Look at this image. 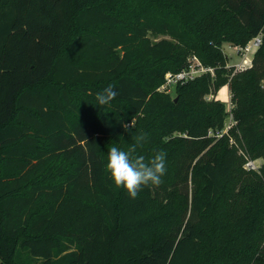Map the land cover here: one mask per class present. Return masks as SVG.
Masks as SVG:
<instances>
[{
	"label": "trees",
	"instance_id": "16d2710c",
	"mask_svg": "<svg viewBox=\"0 0 264 264\" xmlns=\"http://www.w3.org/2000/svg\"><path fill=\"white\" fill-rule=\"evenodd\" d=\"M259 34L252 64L227 66L223 44ZM190 55L215 76L159 90ZM226 84L236 123L218 136ZM114 144L165 151L161 183L117 186ZM257 157L264 0H0V264H264Z\"/></svg>",
	"mask_w": 264,
	"mask_h": 264
},
{
	"label": "clouds",
	"instance_id": "9594fccd",
	"mask_svg": "<svg viewBox=\"0 0 264 264\" xmlns=\"http://www.w3.org/2000/svg\"><path fill=\"white\" fill-rule=\"evenodd\" d=\"M117 90L108 85L96 93L98 106L108 105L117 96ZM144 139L139 136L137 142ZM106 168L113 182L127 190L135 198L144 185H159L167 171V154L157 151L149 161L142 156L132 157L131 151L112 145L107 152Z\"/></svg>",
	"mask_w": 264,
	"mask_h": 264
},
{
	"label": "built area",
	"instance_id": "2783aa9c",
	"mask_svg": "<svg viewBox=\"0 0 264 264\" xmlns=\"http://www.w3.org/2000/svg\"><path fill=\"white\" fill-rule=\"evenodd\" d=\"M262 38H263L262 34H259V35L255 36L254 38H252L245 46H239V45L235 46L236 51L242 55L241 63L237 64V66H236L238 69L239 68H245V67L250 66L252 64V57H253L254 53L256 52V50L262 44ZM207 71L213 72V68L205 66L204 64H202L200 59L196 55H194L189 59V65L185 69H183L177 73L167 72L165 82L159 87V90L167 91V89L170 85L176 86L178 82H184V81H187L189 79H193L196 76H198L204 72H207ZM217 94L219 95V93H217ZM230 118L232 119V121L226 127L225 132H217L216 134L218 136L228 132L227 130L230 129L231 126H233L236 123V121L233 119L232 114H231ZM210 133H212V131ZM246 166H247V168H252V169H257V170L259 169V167L255 163V160H253V159H249L246 162Z\"/></svg>",
	"mask_w": 264,
	"mask_h": 264
},
{
	"label": "rangeland",
	"instance_id": "374dc122",
	"mask_svg": "<svg viewBox=\"0 0 264 264\" xmlns=\"http://www.w3.org/2000/svg\"><path fill=\"white\" fill-rule=\"evenodd\" d=\"M151 38L153 40H158V39H161L163 36L162 35H155V34H150ZM223 50L224 52L228 55V62H227V66L228 65H232V64H240L241 63V57L242 55L239 54L236 49H235V46L231 45L230 43H224L223 44ZM192 55H190L188 58H191ZM211 72V71H209ZM212 73V76H215V71H214V68H213V72ZM167 92L171 94V96H175L176 92H175V86L174 85H170L167 89ZM219 95L216 93L215 96L219 98V100L223 101L222 98L224 99H227L226 101H223L226 105V111L228 112L227 115H226V118L224 120L225 124H224V127L219 129V130H214V129H210V132L212 131L213 133H217V132H225V129L226 127L229 125V123L232 121V119L230 118L231 117V112L229 111L231 108H233L234 106V103L232 102L231 100V96H232V92L231 90L229 89V86L228 84L224 85L223 87H221L220 91L218 92ZM214 95L210 94L207 98L208 99H211L213 98ZM229 97V98H228ZM234 118V117H233ZM235 120V119H234ZM231 128H233V126H231ZM230 128V129H231ZM230 129H228L225 134L227 135H230ZM253 160H255V163L258 167H260L263 162H264V159L262 157H257V158H253ZM245 168H247L246 164L244 165ZM2 264H7V263H2Z\"/></svg>",
	"mask_w": 264,
	"mask_h": 264
},
{
	"label": "crops",
	"instance_id": "0c3cea01",
	"mask_svg": "<svg viewBox=\"0 0 264 264\" xmlns=\"http://www.w3.org/2000/svg\"><path fill=\"white\" fill-rule=\"evenodd\" d=\"M229 98V97H228ZM223 101H226L227 99L222 98Z\"/></svg>",
	"mask_w": 264,
	"mask_h": 264
}]
</instances>
